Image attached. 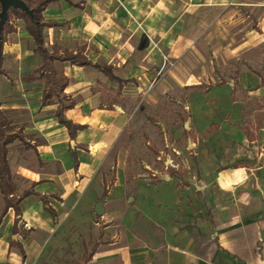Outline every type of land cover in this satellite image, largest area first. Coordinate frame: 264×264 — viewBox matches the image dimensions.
I'll use <instances>...</instances> for the list:
<instances>
[{
  "label": "crops",
  "instance_id": "1",
  "mask_svg": "<svg viewBox=\"0 0 264 264\" xmlns=\"http://www.w3.org/2000/svg\"><path fill=\"white\" fill-rule=\"evenodd\" d=\"M42 16L47 47L83 49L109 72L55 62L67 77L64 117L82 125L71 134L57 98L42 103L40 57L11 18L3 54L7 45L22 55L17 67L30 66L15 99L34 139L8 152L16 193L31 192L18 215L0 217V264H35L79 212L93 213L98 236L75 264H261L264 0H53ZM170 104L179 118L166 123ZM141 132H162L181 154L163 158L170 172H128Z\"/></svg>",
  "mask_w": 264,
  "mask_h": 264
},
{
  "label": "rangeland",
  "instance_id": "2",
  "mask_svg": "<svg viewBox=\"0 0 264 264\" xmlns=\"http://www.w3.org/2000/svg\"><path fill=\"white\" fill-rule=\"evenodd\" d=\"M21 43L23 44V41ZM25 45L27 47L28 43ZM16 55H13L6 45L3 64L5 75L0 76L1 110L10 120L13 129L12 132H19L22 135L21 140L16 138L7 145L8 152L10 149L12 150L17 146L26 148L30 144L31 139H34L32 133H25L23 131L25 127H28L29 119L27 111L21 106L22 104H19L23 101L15 99L18 82L22 79L20 76L29 75L30 66L26 69L17 67L16 62L20 63L23 58L20 53L17 57ZM24 61L27 64L32 63L30 58H24ZM152 118L156 120V117ZM163 118V121L166 123L176 122L177 118H179V108L171 104L165 106ZM147 141L149 144L146 143ZM167 141H169V138ZM166 142H164L162 132H160L159 135L156 134L155 140L149 139L147 132H141L139 134V139L136 142L134 141L133 146H131L133 150L129 151L128 172L133 174L147 173L151 172L150 169L159 172H170L171 168L168 167L166 170L164 169L162 163L163 158L171 156L175 161H178L181 154L177 156L170 145L165 146ZM159 150H161V153H159ZM156 154L160 155V160L156 163H151V157L155 158L154 156ZM145 164H148L150 169L144 167ZM179 169L181 170L180 166ZM12 183L14 184L13 180ZM19 194L21 193H16V190H14L15 196ZM3 205L4 199L0 193V214ZM71 215L72 213L69 216ZM76 216H78V218L74 219L71 217V221L69 220L71 226L68 230L63 229L60 237L59 233L56 232L49 238L48 242L43 246L42 253L35 264H75V262H81L83 250L92 246L93 242L97 239L98 232L96 231L97 226L94 225L95 217L92 212H79ZM2 230H4V228H2ZM67 231L68 234H66Z\"/></svg>",
  "mask_w": 264,
  "mask_h": 264
},
{
  "label": "trees",
  "instance_id": "3",
  "mask_svg": "<svg viewBox=\"0 0 264 264\" xmlns=\"http://www.w3.org/2000/svg\"><path fill=\"white\" fill-rule=\"evenodd\" d=\"M23 1L27 5V8L31 10V13L29 14L17 7H9L7 10V17L0 30V76L5 74L3 67V45L6 39V34L14 30V26L10 22L11 18H21L25 23L27 32L33 40V52L37 53L40 57L35 72L37 77L43 80L42 103H45V101L52 96L57 98L58 105L55 110V115L65 123L69 132L72 134L76 129L82 128V125L73 124L64 117V110L70 106V103H65L66 95L64 93V88L67 84V77L63 73L57 71L55 68V62L68 61L77 65H90L107 73L109 72V66L91 61L83 54V49H79L75 52L67 50L60 52L56 45L47 47L44 41L43 28L45 26H51L52 23L43 19L42 11L46 5L53 0ZM12 130L10 120L5 116L0 107V193L4 199V205L0 217L9 207H11L15 214L18 215V203L20 199L31 192V189H25L21 194L17 196L14 195L15 186L12 183L7 160V145L16 138L21 140L22 135L19 132L14 133ZM17 221L18 218H15V222ZM84 258L86 260V256Z\"/></svg>",
  "mask_w": 264,
  "mask_h": 264
},
{
  "label": "water",
  "instance_id": "4",
  "mask_svg": "<svg viewBox=\"0 0 264 264\" xmlns=\"http://www.w3.org/2000/svg\"><path fill=\"white\" fill-rule=\"evenodd\" d=\"M9 7H17L21 10L31 13V10L27 8V5L23 0H0V30L2 28L3 22L7 17V10ZM103 199H100L94 207L96 214H101L103 212L102 207Z\"/></svg>",
  "mask_w": 264,
  "mask_h": 264
},
{
  "label": "built area",
  "instance_id": "5",
  "mask_svg": "<svg viewBox=\"0 0 264 264\" xmlns=\"http://www.w3.org/2000/svg\"><path fill=\"white\" fill-rule=\"evenodd\" d=\"M166 60V59H165ZM167 61V60H166ZM170 65H171V62L167 61ZM262 263L261 264H264V258H262Z\"/></svg>",
  "mask_w": 264,
  "mask_h": 264
}]
</instances>
